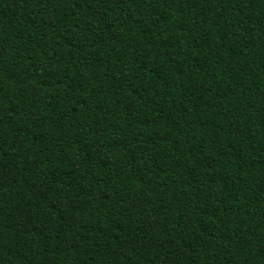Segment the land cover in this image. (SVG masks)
<instances>
[{
  "label": "trees",
  "instance_id": "trees-1",
  "mask_svg": "<svg viewBox=\"0 0 264 264\" xmlns=\"http://www.w3.org/2000/svg\"><path fill=\"white\" fill-rule=\"evenodd\" d=\"M0 264H264V0H0Z\"/></svg>",
  "mask_w": 264,
  "mask_h": 264
}]
</instances>
